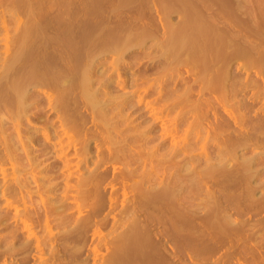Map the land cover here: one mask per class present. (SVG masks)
Segmentation results:
<instances>
[{
    "label": "rangeland",
    "instance_id": "obj_1",
    "mask_svg": "<svg viewBox=\"0 0 264 264\" xmlns=\"http://www.w3.org/2000/svg\"><path fill=\"white\" fill-rule=\"evenodd\" d=\"M13 1L0 0V117L5 119L0 118V126L7 127H0V136H3L0 158L4 156L3 161L0 160V264H115L116 252H112L115 244L133 224L140 225H137L142 232L139 235L145 242L142 249L149 254L142 250L141 260H138L133 252L124 264H264V0ZM189 11L193 19L200 13L211 21L205 18L206 23L211 24L213 39L222 36L228 40L225 45L228 47L220 50L225 53L220 54L223 58L210 55L208 61L216 67L209 66L213 69L210 73L218 71L219 67L227 72L223 80H226L225 87H220L219 91L209 82V72L203 79L191 65L193 62L186 53L189 51L180 50V54L170 49V36L186 20ZM29 47L31 50L27 49ZM237 48H244L242 51L251 58L240 56ZM16 56L20 58L16 59L18 62L14 60ZM13 62L21 70L16 69ZM46 66L52 73L44 70ZM29 70L34 74L37 70L38 75H30L36 77L35 80L28 76V82L39 81V84L33 82L37 87L31 83V87L22 86L25 92L23 88L19 92L23 95L15 89L13 92L10 86L16 79L18 85H23ZM24 72L26 78L22 76L24 80L20 84L19 77ZM81 74L89 77L87 88L80 85L84 78ZM56 78L61 82L55 81ZM56 85L65 90L63 95ZM83 89L94 93L97 102L93 99L88 104L91 94ZM56 90L60 92L56 94ZM11 91L15 95L19 93L18 96L11 95ZM20 96L23 97L19 98L21 103H15ZM55 97L58 98L56 103ZM4 99L11 107L6 102L3 105ZM5 105L10 111L4 110ZM98 110H104L107 116L104 111L98 116ZM97 176L100 178L96 179ZM80 179L85 180L84 186H80ZM172 188L179 189L175 190L174 198L173 192L169 193L172 199L162 193ZM176 211L182 213L178 215ZM142 254L145 258H141Z\"/></svg>",
    "mask_w": 264,
    "mask_h": 264
},
{
    "label": "bare ground",
    "instance_id": "obj_2",
    "mask_svg": "<svg viewBox=\"0 0 264 264\" xmlns=\"http://www.w3.org/2000/svg\"><path fill=\"white\" fill-rule=\"evenodd\" d=\"M13 1V0H12ZM24 1V0H23ZM121 1V0H120ZM199 1V0H198ZM202 1V0H201ZM14 2V1H13ZM34 2V1H33ZM119 2V1H118ZM218 2V1H217ZM240 2V1H239ZM238 2V3H239ZM28 3H30V2H28ZM43 3H45V2H43ZM178 3V2H177ZM48 4V3H47ZM54 4V3H53ZM56 4V3H55ZM179 4V3H178ZM198 4V3H197ZM215 4V3H214ZM260 4V3H259ZM182 5H183V3H182ZM185 5V4H184ZM209 5V4H208ZM228 5V4H227ZM195 6H196V4H195ZM207 6V5H206ZM211 6V5H210ZM218 6V5H217ZM38 7V6H37ZM172 8V6L170 5L169 6V8ZM185 7V6H184ZM183 7V8H184ZM234 7V6H233ZM42 8V7H41ZM45 8V7H44ZM181 8V7H180ZM182 8V9H183ZM191 8V7H190ZM190 8H189V10H190ZM225 8V7H224ZM223 8V9H224ZM23 9V8H22ZM176 9V8H175ZM177 9H178V7H177ZM38 10V9H37ZM44 10V9H43ZM179 10V9H178ZM186 10V9H185ZM193 10V9H192ZM218 10H220V9H218ZM225 10H227V9H225ZM241 10H243V9H241ZM165 11V10H164ZM180 11V10H179ZM188 11V10H187ZM191 11V10H190ZM189 11V12H190ZM194 11H196V10H194ZM228 11V10H227ZM162 12V11H161ZM189 12H187L188 14H189V16L188 17H186V20H184L183 21V23H181V25L177 28V29H173L174 30V32H173V34L175 33V31H176V33L173 35V36H170V49L172 50V51H177V52H179L180 50L182 51V53H183V51L185 52V50L186 51H189V52H186V53H188L186 56L188 57V59L191 61V62H193L191 65L193 66V67H195L198 71H199V73L201 74V76H202V78H203V76H205V74L207 73V72H211L212 70L210 69V68H214L215 66H212V63H210V64H208V61H209V57H210V55H213V56H217L218 58L221 56V55H223L222 53H224V52H222L221 53V49L222 48H224V47H226L225 45H227L228 44V40H226L224 37H222V36H219V37H216L215 39H213L212 37H211V35H210V31H211V24L209 25V22H211V21H209L206 17H204L203 18V16L201 17L199 14L197 15L196 13V18L195 19H193V16H192V14L193 13H191V15H190V13ZM22 13V12H21ZM197 13H198V11H197ZM225 13V12H224ZM223 13V14H224ZM238 13V12H237ZM228 14V13H227ZM60 15V14H59ZM58 15V16H59ZM70 15V14H69ZM221 15V14H220ZM250 15V14H249ZM74 16V15H73ZM208 16V15H207ZM230 16V15H229ZM253 16V15H252ZM66 17V16H65ZM76 17V16H75ZM184 17V16H183ZM227 17V16H226ZM56 18V17H55ZM59 18V17H58ZM61 18V17H60ZM63 18V17H62ZM74 18V17H73ZM203 18V19H202ZM205 18H206V20H208L207 22L208 23H206V20H205ZM233 18V17H232ZM52 19V18H51ZM66 19V18H65ZM230 19H231V17H230ZM234 19V18H233ZM40 20V19H39ZM44 20V19H43ZM46 20V19H45ZM53 20V19H52ZM49 21V20H48ZM63 21V20H62ZM239 21V20H238ZM45 23V22H44ZM260 23V22H259ZM28 25H29V23H27ZM55 24V23H54ZM233 24V23H232ZM261 24V23H260ZM259 24V25H260ZM27 25V26H28ZM47 25V24H46ZM171 25V24H170ZM255 25V24H254ZM31 25H29V27H30ZM39 26V25H38ZM95 26V25H94ZM44 27H45V25H44ZM169 27V26H168ZM24 28V27H23ZM213 28H215V27H213ZM226 28H228V27H226ZM62 29V28H61ZM93 29V28H92ZM229 29V28H228ZM249 29H251V28H249ZM253 29V28H252ZM260 29H261V27H260ZM27 30H28V28H27ZM262 30V29H261ZM29 31V30H28ZM27 31V32H28ZM245 31V30H244ZM249 31V30H248ZM250 31H252V30H250ZM32 32V31H31ZM39 32V31H38ZM47 32V31H46ZM107 32V31H106ZM116 32V31H115ZM257 32V31H256ZM24 33H26V31L24 32ZM23 33V34H24ZM29 33V32H28ZM113 33V32H112ZM255 33V32H254ZM70 34V33H69ZM110 34V33H109ZM229 34V33H228ZM245 34V33H244ZM257 34V33H256ZM26 35H28V34H26ZM29 35H30V33H29ZM217 35V34H216ZM250 35V34H249ZM254 35V34H253ZM31 36V35H30ZM232 36V35H231ZM236 36V35H235ZM255 36H257V35H255ZM22 37V36H21ZM205 37H208V38H210L209 39V41L207 42V40H208V38H206V40L204 39ZM23 38V37H22ZM57 38V37H56ZM64 38V37H63ZM62 38V39H63ZM99 38V37H98ZM114 38H115V34H114ZM27 39H28V37H27ZM66 39H68L67 37H66ZM65 39V40H66ZM102 39V38H101ZM116 39V38H115ZM204 39V40H203ZM235 39V38H234ZM23 40H24V42H25V39L23 38ZM23 40H22V42H23ZM52 40V39H51ZM59 40V39H58ZM64 40V41H65ZM232 40V39H231ZM239 40V39H238ZM28 41V40H27ZM37 41V40H36ZM49 41V40H48ZM82 41V40H81ZM103 41V40H102ZM101 41V42H102ZM202 41H204V42H202ZM50 42V41H49ZM67 42H68V40H67ZM70 42V41H69ZM119 42V41H118ZM262 42H264V40L262 41ZM20 43H21V41H20ZM19 43V44H20ZM32 43V42H31ZM48 43V42H47ZM74 43V42H73ZM90 43V42H89ZM227 43V44H226ZM229 43H231V42H229ZM247 43V42H246ZM18 44V45H19ZM25 44H26V42L24 43V45L23 46H25ZM48 44H50V43H48ZM83 44H84V42H83ZM116 44V43H115ZM118 44V43H117ZM116 44V45H117ZM137 44V43H136ZM138 44H140V43H138ZM166 44V43H165ZM262 44V43H261ZM22 45V44H21ZM231 44H229V46H230ZM32 46V45H31ZM37 46V45H36ZM36 46H34V47H36ZM40 46V45H39ZM19 47H20V45H19ZM26 47V46H25ZM117 47V46H116ZM121 47H123V46H121ZM228 47V46H227ZM226 47V48H227ZM237 47V46H236ZM248 48H249V46H247ZM119 48V47H118ZM27 49H30V47L29 48H27ZM32 49V50H31ZM30 50L31 51H33V46H32V48H31ZM69 49V48H68ZM83 49V48H82ZM188 49V50H187ZM225 49V48H224ZM232 49V48H231ZM230 49V50H231ZM235 49V48H234ZM244 49V48H243ZM242 49V50H243ZM17 50V49H16ZM26 50V49H25ZM112 50V49H111ZM229 50V49H228ZM227 50V51H228ZM241 49H239V48H237V52L238 53H241V54H239L240 56L241 55H245L244 57L246 58H249L250 56H248L249 55V53H247V52H244V51H242ZM17 51H19V50H17ZM65 51V50H64ZM180 51V52H181ZM220 51V52H219ZM16 52V51H15ZM14 52V53H15ZM28 52V51H27ZM30 52V51H29ZM28 52V53H29ZM73 52V51H72ZM179 52V53H180ZM217 52V53H216ZM229 52V51H228ZM234 52V51H233ZM236 52V51H235ZM20 53H22V51L20 52ZM34 53V52H33ZM68 53V52H67ZM80 53V52H79ZM182 53H180V54H182ZM238 53H236V54H238ZM258 53V52H257ZM263 53V52H262ZM17 54V53H16ZM15 54V55H16ZM24 54V53H23ZM22 54V55H23ZM26 54V53H25ZM31 54V53H30ZM42 54V53H41ZM75 54V53H74ZM100 54V53H99ZM221 54V55H220ZM225 54V53H224ZM228 54H231V53H228ZM233 54H235V53H233ZM264 54V53H263ZM18 55H20V54H17V56ZM34 55V54H33ZM63 55V54H62ZM69 55V54H68ZM86 55V54H85ZM84 55V56H85ZM91 55V54H90ZM97 55V54H96ZM185 55V54H184ZM262 55V54H261ZM260 55V56H261ZM17 56H16V58L14 59V60H16V59H20V58H17ZM42 56V55H41ZM72 56V55H71ZM77 56V55H76ZM82 56V55H81ZM231 56V55H230ZM253 56H255V55H253ZM69 57V56H68ZM90 57H92V56H90ZM182 57V56H181ZM180 57V58H181ZM229 57V56H228ZM40 58V57H39ZM52 58V57H51ZM211 58V57H210ZM221 58H223L222 56H221ZM251 58V57H250ZM46 59H47V61H48V59L49 58H47L46 57ZM75 59V58H74ZM83 59V58H82ZM87 59H88V57H87ZM213 59V58H212ZM236 59V58H235ZM14 60H11V61H14ZM41 60H43V59H41ZM177 60V59H176ZM189 60H187L186 59V61H188V62H190ZM257 60V59H256ZM17 62H18V60H16ZM28 61V60H27ZM43 61H45V60H43ZM30 62V61H29ZM28 62V63H29ZM35 62V61H34ZM51 62V61H50ZM56 62V61H55ZM54 62V60H53V63H55ZM74 62V61H73ZM76 62V61H75ZM74 62V63H75ZM92 62V61H91ZM181 62H183L182 60H181ZM190 62V63H191ZM254 62V61H253ZM256 62V61H255ZM6 63H8V62H6ZM15 62H13V64H14ZM36 63V62H35ZM43 62H41V64H42ZM52 63V62H51ZM52 63V65L51 66H53L54 64ZM57 63V62H56ZM70 63V62H69ZM68 63V64H69ZM78 63V62H77ZM80 63V62H79ZM84 63V62H83ZM86 63V62H85ZM115 63V62H114ZM184 63V62H183ZM226 63V62H225ZM9 64H10V62H9ZM22 64H24V63H22ZM27 64V63H26ZM25 64V65H26ZM29 64H31V62L29 63ZM40 64V63H39ZM44 64V63H43ZM48 63H46V65H47ZM63 64V63H62ZM172 64H173V62H172ZM177 64V63H176ZM185 64V63H184ZM257 64V63H256ZM12 64H10V66H11ZM15 66H16V64H14ZM21 65V63L19 62V66ZM24 65V66H25ZM28 65V64H27ZM33 65V64H32ZM73 65V64H72ZM92 65V64H91ZM7 66H8V64H7ZM6 66V67H7ZM10 66L8 67V69L10 68ZM15 66H13V68L15 67ZM22 66V65H21ZM31 66V65H30ZM36 66V65H35ZM34 66V67H35ZM42 66V65H41ZM48 66V65H47ZM45 67V69L42 67V69H44V70H48L49 68L48 67ZM64 66H65V64H64ZM79 67L81 66V65H78ZM77 66V67H78ZM181 66V65H180ZM209 66H210V68H209ZM212 66V67H211ZM247 66V65H246ZM17 67L18 66H16V69H17ZM23 67V66H22ZM78 67V68H79ZM84 67V66H83ZM171 67V66H170ZM25 68H26V66H25ZM25 68H23L24 70H26ZM31 68H33V66L32 67H30V69ZM37 68H38V66H37ZM47 68V69H46ZM51 68V67H50ZM61 68H62V66H61ZM68 68V67H67ZM73 68H74V66H73ZM81 68V67H80ZM86 67H84V69H85ZM192 68V67H191ZM229 68V67H228ZM20 68L18 67V70H19ZM23 69H22V71H23ZM35 69V68H34ZM41 68H40V72L42 73L43 71H41L42 70ZM54 69V68H53ZM63 69H64V67H63ZM75 69V68H74ZM174 69V68H173ZM194 69V68H193ZM214 69H216V67L214 68ZM218 69V68H217ZM14 71H15V69H13ZM18 70H16V73H17V71ZM21 70V69H20ZM27 70H28V68H27ZM33 70V69H32ZM55 70H58V69H56L55 68ZM54 70V71H55ZM62 70V69H61ZM64 70H66V68L64 69ZM69 70H70V65H69ZM88 70V69H87ZM210 70V71H209ZM249 70H251V69H249ZM12 71V70H11ZM30 71V70H29ZM34 71V70H33ZM33 71H32V73H31V71H30V74L28 75V71H26V72H28L27 73V75H26V77H27V79L24 81V83H26L27 82V84H24L23 83V78L25 77V74H26V72H24V75L22 74L20 77H19V80H21L20 82V84H22L23 83V85H18V79H16V82H14L13 83V81H15V80H13L11 83H13V85H11L10 87H12L13 88V92H14V89L16 90V91H20V90H22L21 88H23L22 86H25V87H27L26 85H29V84H31V83H33V82H35V83H38L39 84V81L38 80H36V81H38V82H36V81H29L28 82V76H29V78H31V77H34V76H31L30 77V75L32 74V75H35L37 72V70L35 71V74L33 73ZM39 71H38V73H39ZM59 71V70H58ZM58 71H57V73H58ZM68 71V70H67ZM84 71H86V70H83L82 69V72H84ZM90 71V70H89ZM88 71V72H89ZM6 72H7V70H6ZM10 72V71H9ZM20 72V71H19ZM18 72V73H19ZM48 72H49V70H48ZM61 72V71H60ZM75 72V71H74ZM81 72V71H80ZM81 72V73H82ZM15 73V74H16ZM44 73H45V71H44ZM49 73H52V72H49ZM65 73H67L66 71H65ZM71 73H73V72H71ZM70 73V71H69V74H71ZM86 73V72H85ZM197 73V72H196ZM209 73H207V74H209ZM48 73H46L45 75H47ZM60 74V73H59ZM62 74H64L63 73V71H62V73H61V75ZM84 74V73H83ZM83 74H81V76L82 77H84L83 79H82V84H80L81 86H86L85 88H87V86L89 85V84H87V83H89L90 81H88V79L87 78H89V77H86V76H88L87 74H85V75H83ZM92 74V73H91ZM199 74V75H200ZM210 74H212V73H210ZM210 74L209 75H207V77H210L211 78V81H209V82H212V86H214L213 88L215 89V88H219L218 90H216L215 89V91H219L220 90V87H222V88H224L225 86H224V84L223 83H225L226 82V80L223 82V80H224V74L225 75H227V72H225V69L223 70V69H221L220 67H219V70L217 71H214L213 72V74H212V77L210 76ZM13 75H14V73H13ZM19 75V74H18ZM36 75H38V74H36ZM35 75V76H36ZM39 75H41V74H39ZM45 75H43V79H44V76ZM50 77H51V80H54V77L53 76H51L50 74H48ZM52 75H54V74H52ZM60 75V76H61ZM67 75H68V73H67ZM73 75V74H72ZM72 75H70L71 76V78H72ZM76 75V74H75ZM230 75V74H229ZM7 76V75H6ZM22 76H23V78H22ZM56 77L58 76V75H55ZM59 76V77H60ZM64 76V75H63ZM69 76V77H70ZM195 76V75H194ZM197 76V75H196ZM9 77V76H8ZM14 77H15V75H14ZM25 77V78H26ZM47 77V76H46ZM50 77H47V79L48 78H50ZM52 77H53V79H52ZM102 77V76H101ZM205 78V79H209V78ZM226 77V76H225ZM228 77V76H227ZM12 78H13V76H12ZM35 78L36 77H34V79L33 78H31L32 80H35ZM39 78V77H38ZM73 78H76V76L74 77V75H73ZM201 78V77H200ZM14 79V78H13ZM57 79V80H56ZM55 79V81H60L61 82V80H59L58 78H56ZM62 79V78H61ZM86 79V80H85ZM204 79V78H203ZM227 79V78H226ZM46 80V79H45ZM50 80V79H49ZM50 80V81H51ZM63 80H66V79H64L63 78ZM68 80H71V79H68ZM74 80V79H73ZM8 81H10V80H8ZM43 81V80H42ZM42 81H40L42 84L44 83L45 84V82H42ZM78 81V80H77ZM86 83V84H84V82ZM88 81V82H87ZM206 81H208V80H206ZM256 81V80H255ZM46 82H48V81H46ZM56 82V84H58ZM63 82H65V81H63ZM67 82V81H66ZM8 83V82H7ZM10 83V82H9ZM17 83V84H16ZM35 83H33L34 85H35ZM72 83V82H71ZM74 83V82H73ZM236 83V82H235ZM33 84H31V85H33ZM37 84V85H38ZM47 84V83H46ZM53 85H55V83H52ZM61 84V83H60ZM66 84V83H65ZM67 84H68V82H67ZM6 85H10V84H6ZM74 85H77L76 83L74 84ZM121 85V84H120ZM195 85V84H194ZM208 85V84H207ZM235 85V84H234ZM36 86V85H35ZM83 86V87H84ZM224 86V87H223ZM232 86V85H231ZM7 87H9V86H7ZM29 87H31L30 85H29ZM37 87V86H36ZM52 87V86H51ZM55 87V86H54ZM56 87L59 89L60 88V86H57L56 85ZM55 87V88H56ZM62 87V86H61ZM69 87V86H68ZM67 87V88H68ZM77 87V86H76ZM80 87V86H79ZM90 87H91V85L88 87V89L90 90ZM108 87V86H107ZM197 87V86H196ZM65 88V87H64ZM63 88V89H64ZM66 88V89H67ZM73 88V87H72ZM71 88V89H72ZM192 88V87H191ZM190 88V89H191ZM29 89V88H28ZM190 89H188V90H190ZM210 89H212L211 87H210ZM213 89V90H214ZM9 90V89H8ZM11 90V89H10ZM25 90V88H23V91ZM27 90V89H26ZM55 89L53 88V91H54ZM60 91L62 90L61 88L59 89ZM92 90V89H91ZM90 90V91H91ZM187 90V89H186ZM193 89H191V91H192ZM205 90V89H204ZM212 90V91H213ZM10 92L11 93V95L13 94V92ZM15 91V93H17ZM58 90H56V94L58 93V92H60V91H58ZM63 91V90H62ZM65 91V90H64ZM64 91L63 92H61L62 94L61 95H63L64 94ZM68 91V90H67ZM83 91H86V93H88V94H91V96L92 97H94V98H92L91 96V98L90 97H88V99H87V101H88V104H91V102L90 101H93V99H94V103H96L97 101H95V95L93 96V94L94 93H91V92H89V91H87V89L86 90H84L83 89ZM82 91V92H83ZM103 91V90H102ZM232 91V90H231ZM236 91V90H235ZM3 92V91H2ZM25 92V91H24ZM74 92V91H73ZM188 92H190V91H188ZM1 93V92H0ZM19 93H21V92H19ZM19 93H17L16 95L18 96V94ZM54 93V92H53ZM85 92H83L82 94H84ZM86 93L84 94L85 96H86ZM221 93V92H220ZM224 93V92H223ZM235 93V92H234ZM237 93V92H236ZM22 94V93H21ZM26 94L27 93H25V96H26ZM33 94V93H32ZM55 94V93H54ZM67 94H68V92H67ZM73 94V93H72ZM78 94V93H77ZM102 94V93H101ZM185 94V93H184ZM219 94V93H218ZM3 95H4V92H3ZM15 94H13V96H14ZM15 95V96H16ZM23 95V94H22ZM30 95V94H29ZM10 96V95H9ZM16 96V97H17ZM24 96V97H25ZM39 96V95H38ZM84 96V97H85ZM103 96H104V94H103ZM190 96V95H189ZM208 96V95H207ZM264 96V95H263ZM12 97V96H11ZM29 97V96H28ZM43 97V96H42ZM58 97V96H57ZM67 97V100L68 99H70V98H68V96H66ZM65 97V98H66ZM75 97V96H74ZM83 97V96H82ZM107 97V96H106ZM13 98V97H12ZM19 98H22L23 99V97H18L17 99H16V101L19 99ZM59 98V97H58ZM58 98H56L55 97V99H54V101L56 100V99H58ZM87 98V97H86ZM85 98V99H86ZM90 98V99H89ZM112 98V97H111ZM6 99H8V98H6ZM76 99V98H75ZM85 99H84V101H85ZM97 99V98H96ZM181 99V98H180ZM186 99V98H185ZM206 99H208V98H206ZM211 99V98H210ZM227 99V98H226ZM5 100V99H4ZM14 101V99H9V101ZM27 99H25V102H27L26 101ZM66 100V101H67ZM78 100V99H77ZM76 100V101H77ZM90 100V101H89ZM98 100V99H97ZM111 100V99H110ZM191 100V99H190ZM0 101H1V99H0ZM8 101V100H7ZM34 101V100H33ZM38 101V100H37ZM58 101V100H57ZM70 101V100H69ZM73 101V100H72ZM201 101V100H200ZM5 102H6V100L4 101V103H3V105L5 104ZM23 102V101H22ZM31 102V101H30ZM79 102V101H78ZM90 102V103H89ZM112 102V101H111ZM175 102V101H174ZM194 102V101H193ZM212 102V101H211ZM15 103H17V104H20L21 103V99H19L18 100V102H15ZM32 103H34V102H32ZM41 103V102H40ZM54 103V102H53ZM55 103H56V101H55ZM69 103V102H68ZM102 103V102H101ZM119 103V102H118ZM122 103V102H121ZM218 103H220V102H218ZM2 104V103H1ZM6 104H8L7 102H6ZM14 103H12V105H13ZM24 104H26V103H24ZM99 104V103H98ZM105 104V103H104ZM9 106H10V104H8ZM22 105V104H21ZM59 104L57 103V106H58ZM62 105V104H61ZM60 105V106H61ZM69 105V104H68ZM103 105V104H102ZM186 105V104H185ZM226 105V104H225ZM235 105V104H234ZM6 106V107H5ZM5 106H3V107H5V109L4 108H2L1 107V109H4V110H6V108H7V105H5ZM17 106V105H16ZM20 106V105H19ZM54 106H56V104H54ZM90 106V105H89ZM96 106H98V105H96ZM95 105H93V107L95 108L96 107ZM105 106H106V104H105ZM167 106V105H166ZM171 106V105H170ZM11 107V106H10ZM98 107H100V106H98ZM98 107H97V109H98ZM183 108L185 107V106H182ZM17 108H19V107H17ZM22 108V107H21ZM20 108V112H21V110L23 109H21ZM26 108H27V106H26ZM25 107H24V109H26ZM93 108V109H94ZM118 108H119V106H118ZM193 108V107H192ZM196 108V107H195ZM202 108V107H201ZM12 109V108H11ZM60 109V108H59ZM62 109V108H61ZM90 109H92V106H90ZM96 109V110H97ZM101 109V108H100ZM103 109V108H102ZM101 109V110H102ZM108 109V108H107ZM175 109V108H174ZM9 110V109H8ZM8 110H6V112H8ZM13 110H15V109H13ZM65 110V109H64ZM112 110V109H111ZM116 110V109H115ZM119 110V109H118ZM122 110V109H121ZM10 111V110H9ZM17 111V110H16ZM25 111V110H24ZM60 111V110H59ZM95 111V110H94ZM93 111V112H94ZM104 111V110H103ZM103 111H100V110H98V116H99V114L101 115V113H103ZM107 111V110H106ZM155 111V110H154ZM180 111V110H179ZM12 112V111H11ZM19 112V111H18ZM66 112V111H65ZM110 112V111H109ZM152 112V111H151ZM214 112V111H213ZM216 112V111H215ZM1 113H3V112H1ZM67 113H68V111H67ZM95 114L97 113V111L96 112H94ZM104 113H105V111H104ZM66 114V113H65ZM109 114V113H108ZM199 114V113H198ZM14 115V114H13ZM21 115V114H20ZM23 115V114H22ZM21 115V116H22ZM68 115V114H67ZM104 115H106V113L104 114ZM103 115V116H104ZM121 115V114H120ZM205 115V114H204ZM208 115V114H207ZM12 116V115H11ZM11 116H10V118H11ZM15 116H16V112H15ZM102 116V115H101ZM107 116V115H106ZM234 116V115H233ZM9 117V116H8ZM96 117V116H95ZM116 117V116H115ZM118 117V116H117ZM154 117V116H153ZM195 117H198V116H195ZM1 119H2V121H3V119H4V117L1 115V117H0ZM10 118H8V120L10 119ZM101 118V117H100ZM109 118V117H108ZM107 118V119H108ZM202 118V117H201ZM0 119V120H1ZM12 119V118H11ZM113 119V118H112ZM259 119V118H258ZM5 120V119H4ZM22 120V119H21ZM100 120H102V118L100 119ZM103 120H105V119H103ZM125 120V119H124ZM10 121V120H9ZM11 121H13V120H11ZM108 121V120H107ZM119 121V120H118ZM201 121V120H200ZM209 121V120H208ZM6 122H7V119H6ZM5 121L3 122V123H6ZM93 122V121H92ZM195 122V121H194ZM193 122V123H194ZM212 122V121H211ZM210 122V123H211ZM218 122V121H217ZM0 123H1V121H0ZM2 123V124H3ZM11 123V122H10ZM14 123V122H13ZM12 123V124H13ZM100 123V122H99ZM108 123V122H107ZM119 123V122H118ZM199 123V122H198ZM201 123V122H200ZM237 123V122H236ZM108 124H110V123H108ZM122 124V123H121ZM8 125V124H7ZM11 125V124H10ZM16 125V124H15ZM18 125V124H17ZM71 125V124H70ZM166 125V124H165ZM193 125H195V124H193ZM200 125V124H199ZM164 126V125H163ZM213 126V125H212ZM217 126V125H216ZM1 127V126H0ZM3 127H5V126H3ZM3 127H1V128H3ZM99 127H101L102 128V126H99ZM121 127V126H120ZM226 127V126H225ZM231 127V126H230ZM234 127V126H233ZM5 128H7V127H5ZM18 128V127H17ZM124 128V127H123ZM167 128V127H166ZM239 128V127H238ZM4 129V128H3ZM9 129V128H8ZM15 129V128H14ZM21 129V128H20ZM91 129V128H90ZM103 129V128H102ZM108 129H109V127H108ZM122 129V128H121ZM120 129V130H121ZM177 129V128H176ZM17 130V129H16ZM64 130V129H63ZM89 130V129H88ZM115 130V129H114ZM125 130V129H124ZM124 130H123V132H124ZM128 130V129H127ZM132 130V129H131ZM234 130V129H233ZM247 130V129H246ZM104 131V130H103ZM130 131V130H129ZM192 131V130H191ZM228 131V130H227ZM3 132H4V130H3ZM13 132H14V130H13ZM17 132H18V130H17ZM116 132H117V130H116ZM115 132V133H116ZM214 132H215V129H214ZM240 132H241V130H240ZM5 133V132H4ZM16 133V132H15ZM14 133V134H15ZM19 133V132H18ZM101 133V132H100ZM229 133H231V132H229ZM256 133V132H255ZM17 134V133H16ZM123 134V133H122ZM126 134V133H125ZM193 134V133H192ZM5 135V134H4ZM10 135V134H9ZM24 135V134H23ZM63 135V134H62ZM110 135V134H109ZM118 135V134H117ZM127 135V134H126ZM163 135V134H162ZM220 135V134H219ZM233 135V134H232ZM245 135V134H244ZM7 136H8V133H7ZM17 136H18V134H17ZM16 136V137H17ZM141 136V135H140ZM262 136V135H261ZM3 137V136H2ZM1 136H0V138H2ZM15 137V136H14ZM137 137V136H136ZM212 137V136H211ZM4 138H6V137H4ZM3 138V139H4ZM163 138V137H162ZM166 138V137H165ZM171 138V137H170ZM216 138V137H215ZM10 139V138H9ZM16 139H18V137L16 138ZM68 139V138H67ZM211 139V138H210ZM250 139V138H249ZM7 140V139H6ZM19 141H20V139H18ZM97 140V139H96ZM114 140V139H113ZM130 140V139H129ZM175 140V139H174ZM0 141H1V139H0ZM3 141V140H2ZM66 141V140H65ZM112 141V140H111ZM121 141V140H120ZM131 141V140H130ZM136 141V140H135ZM181 141V140H180ZM194 141V140H193ZM6 142H8V141H6ZM5 142V144H4V146L6 147V144H8V143H6ZM114 142H115V140H114ZM166 142V141H165ZM210 142V141H209ZM9 143H11V142H9ZM100 143V142H99ZM109 143V142H108ZM116 143V142H115ZM114 143V144H115ZM125 144H126V142H124ZM252 143V142H251ZM257 143V142H256ZM3 144V143H2ZM46 144V143H45ZM105 144V143H104ZM124 144V145H125ZM197 144V143H196ZM12 145V144H11ZM107 145V144H106ZM109 145V144H108ZM116 145V147H117V149H119L118 148V146H117V143L115 144ZM119 145V144H118ZM121 145V144H120ZM128 145V144H127ZM132 145V144H131ZM174 145V144H173ZM179 145V144H178ZM177 145V146H178ZM181 145H183V144H181ZM212 145V144H211ZM254 145H256L255 143H254ZM258 145V144H257ZM3 146V147H4ZM8 146V145H7ZM57 146V145H56ZM114 146V145H113ZM112 146V147H113ZM186 146V145H185ZM4 147V148H5ZM13 147V146H12ZM91 147V146H90ZM103 147V146H102ZM110 147V146H109ZM111 147V148H112ZM124 147V146H123ZM122 147V148H123ZM129 147V146H128ZM134 147V146H133ZM175 147V146H174ZM189 147V146H188ZM9 148V147H8ZM7 148V149H8ZM85 148V147H84ZM107 148V147H106ZM125 148H126V146H125ZM130 148V147H129ZM6 149V148H5ZM53 149V148H52ZM57 149V148H56ZM97 149V148H96ZM108 149V148H107ZM116 149V148H115ZM132 149V148H131ZM180 149V148H179ZM187 149V148H186ZM202 149V148H201ZM4 150V149H3ZM10 150H11V148H10ZM105 150V149H104ZM109 150H110V148H109ZM112 150V149H111ZM120 150V149H119ZM122 150V149H121ZM155 150V149H154ZM173 150V149H172ZM175 150V149H174ZM210 150V149H209ZM221 150V149H220ZM228 150V149H227ZM7 151V150H6ZM5 151V152H6ZM16 151V150H15ZM91 151V150H90ZM125 151V150H124ZM132 151H133V149H132ZM4 152V151H3ZM10 152V151H9ZM11 152H12V150H11ZM32 152V151H31ZM107 152V151H106ZM120 152V151H119ZM136 152V151H135ZM177 152V151H176ZM175 152V153H176ZM192 152V151H191ZM195 152V151H194ZM8 153V152H7ZM24 152H22V154H23ZM30 153V152H29ZM89 153V152H88ZM115 153V152H114ZM113 153V154H114ZM124 153V152H123ZM131 153V152H130ZM133 153V152H132ZM166 153H167V151H166ZM9 154V153H8ZM7 154V155H8ZM79 154V153H78ZM112 154V153H111ZM125 154V153H124ZM181 154H183V153H181ZM185 154V153H184ZM190 154V153H189ZM217 154V153H216ZM1 155V154H0ZM108 155V154H107ZM118 155H120V154H118ZM139 155V154H138ZM171 155V154H170ZM178 155V154H177ZM210 155V154H209ZM11 156V155H10ZM104 156V155H103ZM150 156V155H149ZM165 156V155H164ZM200 156V155H199ZM205 156V155H204ZM213 156H216V155H213ZM224 156V155H223ZM263 156V155H262ZM4 157V156H3ZM3 157L2 158H0V160L2 159V161H3ZM12 157V156H11ZM27 157V156H26ZM151 157V156H150ZM188 157H190V156H188ZM187 157V158H188ZM203 157V156H202ZM111 158V157H110ZM138 158V157H137ZM142 158V157H141ZM152 158V157H151ZM165 158V157H164ZM227 158V157H226ZM113 159V158H112ZM153 159H156V158H153ZM167 159V158H166ZM186 159V158H185ZM189 159V158H188ZM191 159V158H190ZM213 159V158H212ZM28 160V159H27ZM107 160V159H106ZM105 160V161H106ZM1 161V162H2ZM9 161V160H8ZM98 161V160H97ZM144 161H145V159H144ZM162 161V160H161ZM183 161V160H182ZM229 161V160H228ZM248 161V160H247ZM66 162H69V161H66ZM81 162V161H80ZM160 162V161H159ZM169 162H171V161H169ZM177 163H178V161H176ZM191 162V161H190ZM209 162V161H208ZM246 162V161H245ZM113 163V162H112ZM111 163V164H112ZM131 163V162H130ZM163 163H164V161H163ZM100 164V163H99ZM246 164V163H245ZM247 164H249V162L247 163ZM33 165V164H32ZM67 165H69V164H67ZM200 165V164H199ZM250 165V164H249ZM152 166V165H151ZM214 166V165H213ZM212 166V167H213ZM86 167V166H85ZM180 167H181V165H180ZM212 167L210 168V169H212ZM227 167V166H226ZM250 167V166H249ZM101 167L99 166V169H100ZM190 168V167H189ZM242 168V167H241ZM95 169V168H94ZM93 169V170H94ZM148 169V168H147ZM204 169V168H203ZM216 169V168H215ZM224 169V168H223ZM228 169V168H227ZM226 169V170H227ZM8 170V169H7ZM69 170H70V167H69ZM110 170V169H109ZM180 170V169H179ZM205 170V169H204ZM217 170V169H216ZM231 170V169H230ZM235 170V169H234ZM251 170V169H250ZM253 170V169H252ZM2 171V170H1ZM5 171V170H4ZM13 171V170H12ZM64 171V170H63ZM71 171V170H70ZM73 171H75V170H73ZM95 171V170H94ZM146 171V170H145ZM165 171V170H164ZM215 170H213V172H214ZM248 171V170H247ZM6 172V171H5ZM53 172V171H52ZM77 172V171H76ZM86 172V171H85ZM92 172V171H91ZM97 172V171H96ZM110 172V171H109ZM112 172V171H111ZM153 172V171H152ZM171 172V171H170ZM173 172V171H172ZM189 172V171H188ZM197 172V171H196ZM202 172V171H201ZM205 172V171H204ZM147 173V172H146ZM165 173V172H164ZM193 173V172H192ZM210 173H212V171L210 170ZM232 173V172H231ZM9 174V173H8ZM70 174V173H69ZM68 174V175H69ZM89 174V173H88ZM97 174V173H96ZM127 174V173H126ZM131 174V173H130ZM132 174H133V172H132ZM159 174V173H158ZM201 174V173H200ZM230 174V173H229ZM248 174V173H247ZM3 175L5 176L6 174H4L3 173ZM67 175V174H66ZM104 175V174H103ZM155 175V174H154ZM160 175H162V174H160ZM183 175V174H182ZM185 175V174H184ZM190 175V174H189ZM199 175V174H198ZM220 175V174H219ZM218 175V176H219ZM222 175H223V173H222ZM231 175V174H230ZM7 176V175H6ZM33 176H34V174H33ZM99 176H100V174H99ZM106 176V175H105ZM114 176V175H113ZM152 176V175H151ZM203 176V175H202ZM225 176V175H224ZM232 176V175H231ZM235 176H236V174H235ZM252 176H254V175H252ZM84 177V176H83ZM90 177V176H89ZM94 177V176H93ZM101 177V176H100ZM100 177H98L97 176V178L96 179H98V178H100ZM104 177V176H103ZM107 177V176H106ZM116 177H118V176H116ZM165 177V176H164ZM206 177V176H205ZM233 177H234V175H233ZM36 178V177H35ZM92 178V177H91ZM95 178V177H94ZM94 178H93V180H94ZM162 178V177H161ZM208 178V177H207ZM206 178V179H207ZM227 178V177H226ZM235 178V177H234ZM65 179V178H64ZM106 179V178H105ZM150 179V178H149ZM158 179V178H157ZM160 179V178H159ZM163 179V178H162ZM176 179H178V177L176 178ZM66 180V179H65ZM81 180V179H80ZM79 180V181H80ZM83 180V179H82ZM81 180V181H82ZM92 180V179H91ZM100 180V179H99ZM112 180H113V178H112ZM119 180V179H118ZM123 180H124V178H123ZM129 180V179H128ZM191 180V179H190ZM221 180H224V178L223 179H221ZM81 181H80V186H82V184L84 183V181L85 180H83L82 181V183H81ZM86 181H87V178H86ZM111 181V180H110ZM115 181V180H114ZM114 181H111V183L112 182H114ZM171 181V180H170ZM170 181H168V182H170ZM198 181L200 182V180L198 179ZM226 181H227V179H226ZM237 181V180H236ZM249 181V180H248ZM102 182V181H101ZM160 182H162V181H160ZM192 182V181H191ZM191 182H190V184H191ZM2 183V182H1ZM4 183V182H3ZM24 183V182H23ZM66 183H67V181H66ZM98 183H99V181H98ZM110 183V184H111ZM116 183V182H115ZM118 183V182H117ZM177 183V182H176ZM175 183V184H176ZM178 183H179V181H178ZM184 183H185V181H184ZM194 183V182H193ZM216 183V182H215ZM222 183V182H221ZM68 184V183H67ZM92 184V183H91ZM95 184H96V182H95ZM107 184V183H106ZM183 184V183H182ZM188 184V183H187ZM210 184V183H209ZM229 184V183H228ZM5 185V184H4ZM8 185V184H7ZM10 185V184H9ZM85 184H83V186H84ZM125 185H127V184H125ZM162 185H163V182H162ZM161 185V186H162ZM192 185V184H191ZM208 185V184H207ZM70 185L68 184V187H69ZM76 186V185H75ZM124 186V185H123ZM167 186H168V184H167ZM195 186V185H194ZM199 186V185H198ZM2 187V186H1ZM3 187H5V186H3ZM3 187H2V189H3ZM95 187V186H94ZM103 187V186H102ZM189 187V186H188ZM193 187V186H192ZM7 188V187H6ZM9 188V187H8ZM16 188V187H15ZM178 188V187H177ZM213 188V187H212ZM243 188V187H242ZM94 189V188H93ZM186 189V188H185ZM191 189V188H190ZM100 190V189H99ZM169 190V189H168ZM168 190H165V191H163L162 193H165V195L167 196V195H169V197L172 199V196H173V198L175 197V192L178 190L179 191V189H173L172 188V191H168ZM176 190V191H175ZM182 190V189H181ZM181 190H180V193H181ZM196 190V189H195ZM204 190V189H203ZM211 190V189H210ZM230 190V189H229ZM6 191H8V189L6 190ZM10 191V190H9ZM101 191V190H100ZM117 191V190H116ZM155 191V190H154ZM219 191V190H218ZM159 192H161V190L159 191ZM173 192V193H172ZM212 192V191H211ZM230 192H231V190H230ZM85 193V192H84ZM157 193V192H156ZM162 193H160V195L162 194ZM168 193V194H167ZM169 193H172L173 195L171 196ZM197 193V192H196ZM198 193H199V191H198ZM219 193V192H218ZM177 194V193H176ZM223 194V193H222ZM148 195H149V193H148ZM187 195V194H186ZM213 195V194H212ZM162 197H163V195H161ZM224 196V195H223ZM98 197H99V195H98ZM162 197H160V198H162ZM193 197V196H192ZM76 198V197H75ZM150 199H151V197H149ZM152 198H154V197H152ZM164 198V197H163ZM183 199V198H182ZM217 199V198H216ZM111 200V199H110ZM109 200V201H110ZM162 200V199H161ZM170 200V199H169ZM150 201V200H149ZM151 201H152V199H151ZM147 202V201H146ZM161 202V201H160ZM163 202V201H162ZM168 204L170 203L169 201H166ZM172 203L174 202V201H171ZM176 202V201H175ZM183 202V201H182ZM190 202V201H189ZM204 202V201H203ZM139 203H141V202H139ZM171 203V204H172ZM181 203V202H180ZM151 204V203H150ZM170 204V205H171ZM175 204V203H174ZM149 205V204H148ZM179 205V204H178ZM193 205V204H192ZM228 205V204H227ZM111 206V205H110ZM181 206V205H180ZM181 207H183V205L181 206ZM211 207V206H210ZM164 208V207H163ZM170 208V207H169ZM180 208V207H179ZM184 208V207H183ZM223 208V207H222ZM222 208H221V210H222ZM10 209V208H9ZM12 209V208H11ZM111 209H113V208H111ZM168 209V208H167ZM226 209V208H225ZM236 209V208H235ZM19 210V209H18ZM110 210V209H109ZM180 210V209H179ZM224 210V209H223ZM39 211V210H38ZM169 211H170V209H169ZM171 211H172V209H171ZM170 211V212H171ZM192 211V210H191ZM178 212H181V211H178ZM178 212L176 211V213L175 214H178ZM43 213V212H42ZM94 213V212H93ZM182 213V212H181ZM180 213V214H181ZM185 213V212H184ZM168 214V213H167ZM185 214H187V213H185ZM194 214V213H193ZM173 215H174V212H173ZM179 215V214H178ZM181 215H183V214H181ZM191 215V214H190ZM203 215V214H202ZM226 215V214H225ZM1 216V215H0ZM17 216V215H16ZM44 216H46V215H44ZM165 216V215H164ZM29 217V216H28ZM105 217V216H104ZM132 217V216H131ZM130 217V218H131ZM139 217V216H138ZM145 217V216H144ZM147 217V216H146ZM185 217V216H184ZM206 217V216H205ZM217 217V216H216ZM46 218H47V216H46ZM75 218V217H74ZM77 218H79V217H77ZM109 218V217H108ZM137 218V217H136ZM200 218V217H199ZM48 219V218H47ZM139 219V218H138ZM177 219H179V217L177 218ZM185 218H183V220H184ZM192 219V218H191ZM194 219V218H193ZM219 219V218H218ZM21 220V219H20ZM26 220V219H25ZM32 220V219H31ZM89 220V219H88ZM108 220V219H107ZM170 220H171V218H170ZM174 220V219H173ZM182 220V221H183ZM48 221V220H47ZM96 221V220H95ZM101 221V220H100ZM139 221V220H138ZM149 221V220H148ZM154 220H150V222H153ZM178 221V220H177ZM203 221V220H202ZM219 221V220H218ZM222 221V220H221ZM220 221V222H221ZM24 222V221H23ZM26 222V221H25ZM82 222V221H81ZM89 222V221H88ZM99 222V221H98ZM97 222V223H98ZM149 222V223H150ZM223 222V221H222ZM221 222V223H222ZM27 223V222H26ZM48 223V222H47ZM60 223V222H59ZM71 223V222H70ZM135 223H137V222H135ZM167 223V222H166ZM180 223V222H179ZM201 223V222H200ZM22 224V223H21ZM89 224H90V222H89ZM118 224V223H117ZM168 224H169V222H168ZM190 224V223H189ZM199 224V223H198ZM201 224H204V223H201ZM200 224V225H201ZM217 224V223H216ZM215 223H214V225H216ZM4 225V224H3ZM47 225V224H46ZM57 225V224H56ZM62 225V224H61ZM60 225V226H61ZM78 225H79V223H78ZM83 225V224H82ZM97 225V224H96ZM132 225V224H131ZM138 226H140L139 224H137ZM137 225L136 224H133V226H132V228L130 229V231L129 230H127L126 229V231H129V232H127V234L125 235V236H123L122 238H121V236L122 235H120L119 237L121 238V239H119V240H117V242H116V244H115V249H116V251H115V249L113 250L112 249V247H111V249L113 250H111L113 253L114 252H116L115 253V255H114V257L113 258H116V263L115 264H121V262H123V264H124V261H126V258H128L127 260H129V257H132V254L131 253H135L136 254V257L138 256L139 258H137L138 260L140 259V254L141 253H148V252H145L143 249V246H144V244H145V242H144V239H143V237H142V239H143V241H142V239L140 238V235H139V233H142V232H139V230L140 229H138V227H137ZM166 225V224H165ZM174 225V224H173ZM209 225V224H208ZM19 226V225H18ZM36 226V225H35ZM101 226V225H100ZM117 226V225H116ZM167 226V225H166ZM180 226V225H179ZM195 226V225H194ZM204 226V225H203ZM230 226V225H229ZM30 227V226H29ZM89 227V226H88ZM98 227V226H97ZM33 228V227H32ZM101 228V227H100ZM140 228H142V227H140ZM163 228V227H162ZM175 228H177V227H175ZM183 228V227H182ZM217 228H220V227H217ZM216 228V229H217ZM229 228V227H228ZM240 228V227H239ZM27 229V228H26ZM48 229V228H47ZM74 229V228H73ZM179 229V228H178ZM214 229V228H213ZM32 230V229H31ZM80 229H78V231H79ZM98 230V229H97ZM162 230V229H161ZM187 230V229H186ZM219 230V229H218ZM35 231V230H34ZM88 231V230H87ZM94 231H95V229H94ZM227 231V230H226ZM232 231H233V228H232ZM45 232H46V230H45ZM48 232V231H47ZM65 232H66V230H65ZM84 232V231H83ZM169 232V231H168ZM187 232H189V231H187ZM215 232V231H214ZM222 232V231H221ZM26 233V232H25ZM33 233V232H32ZM49 233V232H48ZM68 233V232H67ZM75 233V232H74ZM87 233V232H86ZM94 233V232H93ZM219 233V232H218ZM62 234H64V232L62 233ZM61 234V235H62ZM98 234V233H97ZM160 234V233H159ZM178 234V233H177ZM185 234V233H184ZM195 234V233H194ZM29 235V234H28ZM47 235H49V234H47ZM47 235H46V237H47ZM191 235V234H190ZM193 235V234H192ZM231 235V234H230ZM240 235V234H239ZM34 236V235H33ZM154 236V235H153ZM171 236V235H170ZM221 236V235H220ZM41 237V236H40ZM57 237V236H56ZM66 237H67V235H66ZM89 237V236H88ZM101 237V236H100ZM167 237H169V236H167ZM34 238V237H33ZM103 238V237H102ZM144 238H145V236H144ZM195 238H196V236H195ZM13 239V238H12ZM12 239H11V241H12ZM32 239V238H31ZM30 239V240H31ZM37 239V241H38V238H36ZM117 239V238H116ZM116 239H113V240H116ZM146 239V238H145ZM171 239V238H170ZM15 240V239H14ZM29 240V241H30ZM33 240V239H32ZM45 240V239H44ZM10 241V240H9ZM28 241V242H29ZM48 241V240H47ZM7 242V241H6ZM27 242V241H26ZM27 242V243H28ZM42 242H44V241H42ZM46 242V241H45ZM44 242V243H45ZM87 242H88V240H87ZM115 242V241H114ZM144 242V243H143ZM26 243V244H27ZM32 243V242H31ZM30 243V244H31ZM39 243V242H38ZM47 243V242H46ZM55 243V242H54ZM105 243V242H104ZM146 243H148V242H146ZM26 244H25V246H26ZM35 244H37V243H35ZM41 244H43V243H41ZM50 244V243H49ZM29 245V244H28ZM44 245V244H43ZM46 245V244H45ZM51 245V244H50ZM146 245H148V244H146ZM35 246V245H34ZM67 246V245H66ZM82 246V245H81ZM153 246V245H152ZM28 247V246H27ZM26 247V248H27ZM79 247V246H78ZM9 248V247H8ZM35 248V247H34ZM61 248V247H60ZM68 248V247H67ZM80 248V247H79ZM94 248V247H93ZM101 248V247H100ZM143 248V249H142ZM70 249V248H69ZM89 249V248H88ZM87 249V250H88ZM146 249H147V251H149V246H148V248L146 247ZM10 250V249H9ZM22 250V249H21ZM31 250H33V249H31ZM30 250V251H31ZM55 249L53 248V251H54ZM57 250V249H56ZM72 250V249H71ZM90 250V249H89ZM105 250V249H104ZM142 250H143V252H142ZM25 251V250H24ZM93 251V250H92ZM40 252V251H39ZM59 252V251H58ZM71 252V251H70ZM95 252V251H94ZM108 252V251H107ZM68 253V252H67ZM27 254H28V252H27ZM26 254V255H27ZM32 254V253H31ZM70 254V253H69ZM95 254V253H94ZM100 254V253H99ZM131 254V255H130ZM149 254V253H148ZM110 255V254H109ZM130 255V256H129ZM134 255V254H133ZM143 255V254H142ZM145 255V254H144ZM144 255L143 256H141V258L142 257H144ZM147 255V254H146ZM157 255V254H156ZM183 255V254H182ZM56 255H54V257H55ZM135 256V255H134ZM38 257H40V256H38ZM150 257V256H149ZM149 257H147V258H149ZM40 258H43V257H40ZM96 258V257H95ZM135 258V257H134ZM133 258V259H134ZM145 258V257H144ZM26 259V258H25ZM44 259V258H43ZM50 259V258H49ZM66 259V258H65ZM132 259V260H133ZM150 259V258H149ZM148 259V260H149ZM7 260V259H6ZM22 260V259H21ZM47 260H48V258H47ZM137 260V261H138ZM141 260V259H140ZM147 260V261H148ZM52 261V260H51ZM114 261V260H113ZM134 261V260H133ZM136 261V260H135ZM142 261H144V260H142ZM149 261H151V260H149ZM83 262V261H82ZM115 262V261H114ZM128 262V261H127ZM153 262V261H152ZM42 263V262H41ZM47 263V262H46ZM103 263V262H102ZM126 263V262H125ZM131 263V262H130ZM130 263H128V264H130ZM133 263V262H132ZM140 263V262H139ZM43 264V263H42ZM73 264V263H72ZM85 264H87V263H85ZM134 264V263H133ZM137 264V263H136Z\"/></svg>",
    "mask_w": 264,
    "mask_h": 264
}]
</instances>
